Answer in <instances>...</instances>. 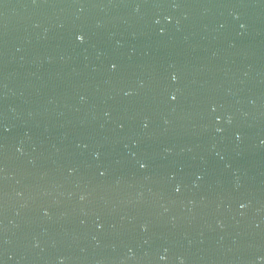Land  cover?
Masks as SVG:
<instances>
[{
    "label": "water",
    "instance_id": "95a60500",
    "mask_svg": "<svg viewBox=\"0 0 264 264\" xmlns=\"http://www.w3.org/2000/svg\"><path fill=\"white\" fill-rule=\"evenodd\" d=\"M0 264H264V0H0Z\"/></svg>",
    "mask_w": 264,
    "mask_h": 264
}]
</instances>
